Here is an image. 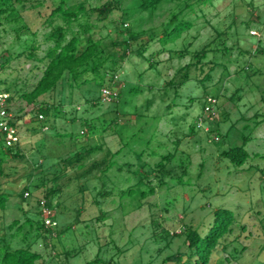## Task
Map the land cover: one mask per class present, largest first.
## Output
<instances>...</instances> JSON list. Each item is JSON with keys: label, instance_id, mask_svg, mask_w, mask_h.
I'll return each instance as SVG.
<instances>
[{"label": "rangeland", "instance_id": "1", "mask_svg": "<svg viewBox=\"0 0 264 264\" xmlns=\"http://www.w3.org/2000/svg\"><path fill=\"white\" fill-rule=\"evenodd\" d=\"M44 1L42 7H33L34 2L18 4L29 28L20 42L15 24L3 21L0 26V63L10 61L0 73V90L11 89V113L17 124L11 135L0 131L3 169L13 172L0 177V186L12 193L3 217L0 211V238L16 233V226L10 228L14 221L23 224L27 217L40 219L36 202L42 198L43 188L34 185L44 179L48 190L54 191L55 224L52 233L34 245L42 255L37 264H87L97 256L104 264L113 256L112 264H195L186 256L180 263L164 262L178 251H186L184 236L174 238L165 248L152 232L160 223L158 230L162 226L180 234L184 225L177 218H182L206 233L218 208L233 211L238 223L214 251L210 264H264V0H209L205 6L195 7L194 13L188 10L187 18L194 19L195 26L176 45L163 50L154 40L144 54L146 60L135 53L121 62L120 79L112 85L113 92L120 93L114 103L103 102L97 83L83 84L85 77H94L89 72L79 80V88L69 87L63 80L57 91L27 106L21 95L31 92L43 75L46 62L39 59L53 45L47 40L52 28L46 19L60 2ZM110 1L88 0L87 6L95 8ZM120 1L121 8L103 20L97 12L90 18L94 39L104 43L106 55L119 50L112 46L113 40H123L116 27L123 32L132 26L147 32L152 29L160 36L174 11L196 2L170 0L153 17L137 12L131 22H122V9L137 7L139 0ZM61 24L57 19L53 25ZM225 31L229 49L221 53L217 48L222 42L216 38ZM34 39L38 49L36 58H30L25 48ZM142 40L147 42L149 37ZM190 42L193 46L186 56L173 55ZM209 44L206 61L218 64L212 81L201 82L193 69L178 93L168 88L167 83L179 77V70L192 61L194 52ZM147 59L157 64L151 69ZM89 98L102 100L93 107ZM43 105L58 107L40 122L34 115ZM198 119L200 128L191 134ZM244 135L250 136L246 146L250 157L245 165L220 158L223 151L241 145ZM16 149L24 159L15 157ZM119 150L114 167L106 170ZM77 153L82 155L75 160ZM169 153L175 159L168 169L182 163L189 166L184 184L168 178L161 186L154 179L155 195L142 203L134 197L122 199V190L137 182L136 170H150ZM61 160L69 161L67 168ZM70 160L74 161L71 166ZM27 187L32 192L29 200L22 197ZM100 191L109 193L103 196ZM30 240L36 242L33 237ZM22 244V235L12 239L14 247Z\"/></svg>", "mask_w": 264, "mask_h": 264}, {"label": "trees", "instance_id": "2", "mask_svg": "<svg viewBox=\"0 0 264 264\" xmlns=\"http://www.w3.org/2000/svg\"><path fill=\"white\" fill-rule=\"evenodd\" d=\"M59 1L60 2L57 7L50 12L46 19L48 26L52 28V31L47 36V40L53 43V45L48 47L45 56L39 59L40 61L46 62L43 75L31 92L21 95V98L25 101L27 106H33L41 96L46 95L50 91H57L63 80H66L69 87L79 88L81 85L79 84V80L89 72L92 73L94 77L91 79L85 77L83 84L90 85L92 82L97 83L101 88V94L104 88L113 90L112 85L120 79L119 73L122 68L121 62L123 60L134 57L135 53L138 54L139 57L146 60L144 58V54L148 51L151 42L154 40H158L163 50H168L169 45H176L178 40L184 37V35L195 26L194 19L192 21L187 18L188 13H194L196 11L195 7L205 6L209 0H196L195 4H186L184 9L177 12L174 11L171 18L162 27L160 36H155V31L152 29L147 32L132 26V28L130 27L123 32L116 27V31L121 34L123 40H113L111 42L112 46H114V48H119V50L109 55H106L107 51L103 48L104 43L101 40L94 39V26L90 23V18L92 14L97 12L99 19L103 20L114 9H120L122 2L120 0H112L103 6L88 8V0H75L76 3L73 4L71 3L72 0ZM167 1L170 0H139L136 5L137 7L133 6L122 9V22H126L128 20L131 22V19L137 12H148L150 17H153L154 13ZM24 2H34L32 4L33 7H42L45 5L44 0H0V26L3 25V21H6L9 24H15L17 26L16 33L19 42L23 38L25 32L29 31L27 25L23 23V18L17 8L18 4H23ZM200 10H202V8H200L199 11ZM57 19H60L62 24L54 26L53 24ZM74 26H76V29H74ZM69 34L71 35L70 39H68ZM84 35H87L86 40L82 39ZM33 36L35 37L37 34L33 33ZM143 36H148L149 41L143 42ZM217 36L218 37L216 39L222 42L220 43L222 47L219 49L217 48V50L223 53L229 49L226 46V40L224 39L227 36V31L220 34L217 33ZM133 45L134 47L132 48ZM191 46H193V43L190 42L188 47H185V49L180 52L174 51L173 55L184 57L187 53H189V48ZM210 46L211 45L209 44L204 46L201 50L195 51L192 56V61L179 70V77L176 75V77L167 83L168 88H174L176 89L175 92L178 93L177 88H182V85L190 80V73L193 69L199 73V80L201 82L212 81L213 72L217 68L218 64L214 61H206L208 53L211 49ZM37 49L38 47L35 39L32 40V42H30L25 48V50H28V56L30 58H36ZM217 50L215 49V51ZM24 52L25 51L18 53L17 55H22ZM147 61H149L151 69L157 64H154L150 59H147ZM9 62L10 61L7 59L0 63V73ZM132 91L139 90L132 89ZM3 92L10 94L8 112H11L12 109L10 104L13 100L12 91L10 88H5ZM119 97L120 93L118 92L116 97L117 99H113L110 103H114L119 99ZM100 99L101 98H89L87 102L95 107L99 102H101ZM103 102L106 101L103 99ZM57 107L48 105L39 107L37 109V113L34 115L35 120L40 122L45 121L50 116L51 110H56ZM34 110L35 109L30 111V113H33ZM40 116H43V119H41ZM45 117L46 119L44 120ZM199 123L200 119L197 120L196 126L192 128L191 134L196 130V128H200L198 126ZM10 126L16 128L17 124L13 121L10 123ZM3 135H8V133H3ZM249 141L250 136L244 135L241 145L231 147L230 149L223 151L220 154V158H226L234 165L242 167L246 164L250 157L249 152L246 150V146ZM120 152L121 151L119 150L112 155V160L108 163V169L106 170L114 167L115 156L119 155ZM0 155H4L1 148ZM81 155L82 154L77 153L74 155V159H79ZM15 157L25 158V156L19 152V149H16ZM174 159V155L169 153L163 156L160 162L151 166L150 170H144L145 167L143 170H136L134 173L138 176L137 182L135 186H131L127 190H122V199L125 197H130L132 199L134 197V200L142 203V201L146 200L149 196L155 195L156 187L153 185L154 179H157L161 186L168 183L166 181L168 178L179 185L184 184L189 166L182 163L176 167L168 169L167 165L171 164ZM67 161L68 160L60 161L63 168H67ZM73 163L74 161L70 160L69 166ZM3 164L4 159L0 157V177H9L13 172H9V170L5 171V169H3ZM59 170L61 171L62 168L60 167ZM58 178L59 176L57 175L53 180L55 181ZM46 183L47 182L43 179L41 184L34 185L35 188H43V196L36 202L38 208L37 213L39 214L40 219L35 221L34 219L27 217L23 224H20L19 221H14L10 228L13 229L16 226V233L10 237L2 236L0 238V264H37V262L42 259L41 253L34 249V245L38 240L45 239L46 236L52 233L51 229L53 227H47L45 225L41 214V200H45L47 202V206L53 210L51 199L54 195V191L48 190ZM26 192L29 193V197H23ZM108 193L109 191H100L99 195L104 196L108 195ZM31 194V187H27L25 192H23L22 197L29 200L32 198ZM11 196V192L0 186L1 217H3L4 212L8 208L7 203ZM136 196H138V199H136ZM177 219L184 225V230H182L180 234L171 233V230L165 229L164 227L162 229V226L161 230H158L161 225L160 223H157L158 229H155L152 232L155 241L164 242L165 248H169L171 246L174 238L184 236L186 251H178L174 255L165 259L164 262L166 263L170 261L180 263L182 258L186 256L188 262H195V264H210L214 251L223 243L227 236L232 235L234 228L238 223L234 212L227 208H218L214 211L212 221L210 222V226L206 233H202L198 228H194L192 225L185 224L184 219L182 218ZM151 223V225H154L155 221L153 220ZM241 227L242 229H245V226ZM17 235H22L23 244L20 247H14L12 245V239ZM30 237H33L36 242L30 240ZM121 253L122 251L119 249V254ZM114 259L115 256H113L106 263L112 264ZM104 263V260L97 256L95 260L88 262L87 264Z\"/></svg>", "mask_w": 264, "mask_h": 264}, {"label": "built area", "instance_id": "3", "mask_svg": "<svg viewBox=\"0 0 264 264\" xmlns=\"http://www.w3.org/2000/svg\"><path fill=\"white\" fill-rule=\"evenodd\" d=\"M102 93L105 101H112L117 97V93H114L112 89L104 88ZM9 98V93L0 91V131L4 134L8 133V135H11L14 128L10 126V123L13 122L14 119L12 113L8 112ZM205 110L212 112V109L209 106H207ZM40 118L43 119V116H40ZM200 125L201 124L199 123V127ZM25 197H29L28 192L25 193ZM40 207L42 219L45 225L47 227H52L55 224L53 219V210L47 206V202L45 200L40 201Z\"/></svg>", "mask_w": 264, "mask_h": 264}]
</instances>
